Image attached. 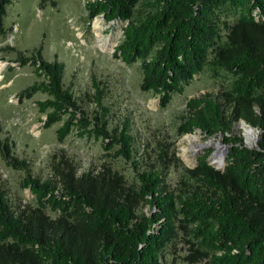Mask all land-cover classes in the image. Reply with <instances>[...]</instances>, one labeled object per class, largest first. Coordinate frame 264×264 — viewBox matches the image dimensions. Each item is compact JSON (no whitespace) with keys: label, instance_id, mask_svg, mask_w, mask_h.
I'll return each mask as SVG.
<instances>
[{"label":"trees","instance_id":"1","mask_svg":"<svg viewBox=\"0 0 264 264\" xmlns=\"http://www.w3.org/2000/svg\"><path fill=\"white\" fill-rule=\"evenodd\" d=\"M12 3L0 0V37ZM86 10L89 19L127 22L115 56L140 63L141 89L162 107L198 74L223 79L218 95L188 101L178 134L223 133L225 164L211 165L205 152L186 167L177 193L167 177L181 159L162 146L150 167L134 163L130 181L110 164V152L134 159V137L130 126L110 128L100 86L94 84L96 108L89 114L65 86L62 62L44 59L42 46L30 57L20 53L18 61L45 78L20 99L46 94L38 109L46 128L58 125V141L74 132L101 140L109 158L100 169L79 172L59 154L43 179L14 155L12 141L0 139V156L25 173L21 186L32 194L16 204L0 182V264H160L179 240L192 264H264V0H90ZM239 120L261 130L256 146L229 135Z\"/></svg>","mask_w":264,"mask_h":264},{"label":"rangeland","instance_id":"2","mask_svg":"<svg viewBox=\"0 0 264 264\" xmlns=\"http://www.w3.org/2000/svg\"><path fill=\"white\" fill-rule=\"evenodd\" d=\"M12 1L4 19L7 33L0 37V61L4 63L0 80V139L12 141L14 155L26 159L32 174L43 179L52 175L53 162L59 154L72 159L79 172L100 169L109 158L101 140L82 139L74 132L65 141H58V125L46 128L43 122L45 115L38 109L37 101L46 99V94L38 92L31 98L20 99L22 90L45 78L38 76L30 63L24 65L18 61V57L20 53L30 57L34 49L42 46L44 59L64 64L65 86L72 89L89 114L95 112L94 84H98L104 94L103 102L110 110V128L122 130L130 126L134 137V159H114L113 152H110V164L133 181L135 162L141 164V169L148 168L157 159L160 148L168 147L181 159L169 169L167 177L170 188L179 193L183 187L181 181L187 177L186 167H194L196 161L189 164L183 158V138L188 134L180 136L178 126L187 113L188 101L204 95H218L223 79L213 78L207 71L198 74L183 93L174 94L170 103L162 107L158 97L141 89L140 63L128 65L115 56L127 22H107L103 15L97 16L105 20L104 35L113 36L116 43L114 51L108 52L97 43L93 29L96 17L89 19L86 10V3L90 0H48L44 5L43 0ZM53 1L57 6H53ZM241 123L242 120L236 121L229 135L243 138L247 144L239 128ZM256 130L259 138L261 132L258 128ZM192 133L200 134L204 142L213 139L221 142L223 148L224 144L227 145L223 133L207 136L198 129ZM217 148L215 145L207 146L198 158L209 152L212 159ZM24 175L23 171L14 169L0 156V182L7 187L16 204L32 199L30 190L21 186ZM144 210L148 212L149 207ZM188 253V245L179 240L174 247L165 250L160 264H192L186 259ZM196 264H206V261Z\"/></svg>","mask_w":264,"mask_h":264},{"label":"bare ground","instance_id":"3","mask_svg":"<svg viewBox=\"0 0 264 264\" xmlns=\"http://www.w3.org/2000/svg\"><path fill=\"white\" fill-rule=\"evenodd\" d=\"M105 26L106 23L104 19H101L100 17L95 18L93 29L96 33L98 45L103 51L113 52L116 43L113 36L107 37L104 35ZM3 66L4 63L0 61V80L3 78L1 73ZM239 128L242 129L248 145L252 146L258 142L257 138L259 134L256 129L251 127V125L243 122L239 125ZM201 137L202 136L197 133H188V135L183 138V141H185V145H183L182 149L183 158L189 164H193L197 160L200 152L204 151L209 145H215L218 146V148L214 151V155L212 154L213 157L211 160L216 166L223 167L225 164L226 150L223 148L221 142H215L213 139H209L207 142H204V140H201Z\"/></svg>","mask_w":264,"mask_h":264},{"label":"water","instance_id":"4","mask_svg":"<svg viewBox=\"0 0 264 264\" xmlns=\"http://www.w3.org/2000/svg\"><path fill=\"white\" fill-rule=\"evenodd\" d=\"M242 122L246 123L245 120H242ZM247 124H248V123H247ZM249 125H250V124H249ZM251 127L254 128V129H257L256 127H254V126H252V125H251ZM259 131L261 132L260 129H259ZM259 137H260V136H259ZM258 139H259V138H258ZM258 139H257V141H258ZM245 145H246V146H249V147H253V146L248 145V144H246V143H245ZM228 147H229L228 145H225V144H224V149L226 150V152L228 151V150H227ZM197 161H198V158H197L196 162H197ZM208 161H209V163H210L211 165L216 166V165L214 164V162L210 159V157L208 158Z\"/></svg>","mask_w":264,"mask_h":264}]
</instances>
